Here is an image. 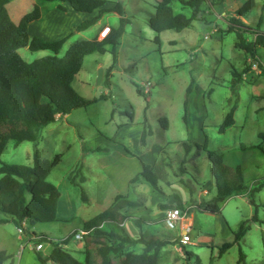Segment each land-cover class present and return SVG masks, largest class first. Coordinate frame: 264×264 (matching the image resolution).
I'll return each instance as SVG.
<instances>
[{"label": "rangeland", "instance_id": "obj_1", "mask_svg": "<svg viewBox=\"0 0 264 264\" xmlns=\"http://www.w3.org/2000/svg\"><path fill=\"white\" fill-rule=\"evenodd\" d=\"M105 1L109 9L116 3L121 5L123 22L121 15L108 11L100 16L99 23L79 31L78 24L88 15L75 12L68 3H61L65 10L57 7L58 2L44 0H9L7 5L11 19L18 22L37 4L41 17L29 25V34L45 40L68 36L57 53L59 57L79 40H100L97 33L103 25L115 30L122 27V33L115 46L105 45V52L86 54L72 81L82 98H96L95 102L43 126L36 147L32 141L17 145L9 141L2 152L3 162L27 165L33 163L35 148L41 159L53 160L59 154L46 179L57 194L37 197L31 208L41 220L34 225L25 221L22 234L17 231L21 225L14 221L0 222V250L8 254L3 264H37V242L43 244L39 252L48 254L50 240L78 232L85 220L107 209L117 195L141 202L142 211L131 215L148 219L141 228L132 218L126 220L124 227L130 236L138 237L141 232L170 241L160 249L157 264H264V186L255 193L254 204L245 195L232 194L219 203L218 213L194 207L216 192L207 151L222 155L231 171L240 165L246 185L256 186L264 180V49H258L256 62L235 45L236 32L226 30L228 19L236 16L238 7L247 0H214L212 6L205 3L204 20H194L191 27L181 31L160 34L148 23L157 0ZM254 1L255 6L241 19L264 30V0ZM172 7L175 12L190 15V9L182 8L177 0ZM156 35L159 44L154 41ZM18 53L27 62L54 55L50 50L28 48H20ZM100 69L102 80L98 83ZM233 71L242 76L235 78ZM142 83H148L147 93ZM235 102L234 124L219 132V125ZM162 119L167 122L165 128ZM205 140L206 150L196 146ZM163 156L171 166L166 168L168 184L160 183L162 192L143 180L130 182L140 177L142 163L152 164ZM181 156L185 173L177 164ZM175 195L193 211L185 214L180 227L168 228L160 205L176 200ZM26 198L30 201L29 195ZM255 214L257 222L252 221ZM6 217L0 211V219ZM243 219L249 220V230L219 253L222 243L233 239ZM188 227L191 243L182 246L178 237ZM32 233L37 237L27 243ZM23 234L27 238L20 239ZM40 234L47 235L49 241L39 240ZM71 237L65 247L82 261L87 236ZM131 248L143 250L141 244Z\"/></svg>", "mask_w": 264, "mask_h": 264}, {"label": "trees", "instance_id": "obj_2", "mask_svg": "<svg viewBox=\"0 0 264 264\" xmlns=\"http://www.w3.org/2000/svg\"><path fill=\"white\" fill-rule=\"evenodd\" d=\"M44 1L58 2L57 7L62 10L65 8L61 3H68L75 12L91 14L97 10L96 16L78 24L76 28L78 31L96 23L100 16L108 11L121 15V23L124 20L123 8L119 3L109 9L105 6V0ZM174 1L157 0L155 12L148 21L157 34L166 30L181 31L191 27L194 20H204L202 5L214 4V0H177L182 8L190 9V15H185L174 11L172 7ZM8 3L9 0H0V156L9 141H13L15 145L23 141H32L36 147L43 126L53 122L57 117L69 114L73 109L86 107L96 101V98H82L73 88L72 81L80 70L86 54L105 52V45L111 43L115 46L117 38L122 33V27L117 30L111 28L110 34L101 40L96 38L79 40L70 45L64 56L59 57L57 53L68 36L54 40H45L36 35L30 36L29 25L40 19V7L35 4L31 11L25 13L18 22H14L7 10ZM254 6V0H247L239 6L235 12L236 16L228 19L229 25L226 30H234L237 35L235 45L258 62V49H264V30L253 28L241 19ZM154 41L160 43L159 35L155 36ZM20 48L33 51L50 50L54 55L27 62L18 53ZM260 67L262 68L261 65ZM262 73L264 74L263 68ZM233 75L235 78H240L242 73L233 71ZM136 89L141 93L140 87ZM189 91L188 88L187 92ZM186 104L187 101L184 103L185 108ZM236 104L235 102L225 115L219 125V132H224L227 127L234 124ZM183 118L186 120V110ZM162 122L165 128L167 122L163 119ZM145 134L141 136V141L144 140ZM183 144L186 146V143ZM195 144L206 150L207 140L203 144ZM124 150L126 154L135 156L127 149ZM207 154L213 166L216 192L209 200L203 199L195 203L194 207L202 211L218 213L219 203L232 194L245 195L249 202L254 204V195L264 186V180L256 186H248L244 182L243 168L240 165L235 166L231 171L223 163L222 155L213 151H207ZM58 161L59 154L53 160L41 159L36 148L32 165L9 164L0 159V211L8 216L1 218L0 222L11 220L21 225L23 221H28L30 225H34L41 220L38 214L31 212V208L37 197L57 194L55 187L46 179ZM184 163L185 160L181 156L177 164L182 173H185ZM170 166L164 156L156 159L152 164L142 163L140 177H134L130 182L143 180L154 190L162 192L160 183L168 184L166 168ZM27 195L30 196V201L27 200ZM175 198L176 200L168 204L160 205L164 212L173 208H178L184 214L193 211L191 207L186 208L182 205L178 195H175ZM142 209L141 202L124 195H117L107 209L83 222L79 231L86 232L87 240L81 252L84 255L82 261L74 257L65 247L71 241V236H75L78 231L58 241L50 240L52 249L48 254H41L35 250L38 264H157L160 249L170 244V241L155 234L146 236L141 232L138 237H132L124 227L125 221L130 218L139 228L148 223V219L141 215H131L133 211H142ZM252 221H258L256 214L252 217ZM249 228V220H241L236 231L233 232V239L222 243L219 253L225 252L232 244L238 242ZM39 240L47 242L49 238L45 234H40ZM139 244L143 246L141 252L131 248ZM185 254L190 257V252L186 251ZM7 259L8 254L0 250V264Z\"/></svg>", "mask_w": 264, "mask_h": 264}, {"label": "built area", "instance_id": "obj_3", "mask_svg": "<svg viewBox=\"0 0 264 264\" xmlns=\"http://www.w3.org/2000/svg\"><path fill=\"white\" fill-rule=\"evenodd\" d=\"M110 31H111V27L106 24V25H103L101 27V29L98 31L97 33V36L101 39V38H104L106 37L107 35L110 34ZM208 36L205 35L204 38H207ZM142 90L143 92L147 93L149 88H148V83L146 84H143L142 83ZM185 217V214L182 213L178 208H173V209H168L164 212V215H163V221H164V224L168 227V228H174L176 227L178 224H179V227L180 225L182 224V220L183 218ZM25 221L22 222L21 226L18 227L17 231L18 233L22 234L24 233V229L22 227V225L24 224ZM188 228H184L182 229L179 237H178V242L182 245H187V244H190V236H189V232H188ZM84 235H86V232L85 231H80L79 233L76 234V236L78 238H82ZM23 238H27V235L23 234L20 236V239H23ZM31 240V238H28L27 239V243ZM43 248V244L42 242H37L35 244V250L36 251H40L42 250Z\"/></svg>", "mask_w": 264, "mask_h": 264}, {"label": "crops", "instance_id": "obj_4", "mask_svg": "<svg viewBox=\"0 0 264 264\" xmlns=\"http://www.w3.org/2000/svg\"><path fill=\"white\" fill-rule=\"evenodd\" d=\"M97 13V10H95V11H93L91 14H87L88 16H85L84 18H83V20H86V19H90V18H92L93 16L92 15H95ZM85 15H86V13H85ZM99 21L100 20H98L97 22L99 23ZM96 22V23H97ZM33 237H36V234L35 233H32V236L31 237H29V238H33ZM41 251V250H40ZM36 252V251H35ZM37 252H39V251H37ZM43 254V253H42ZM35 256H36V254H35ZM37 264H38V262H37Z\"/></svg>", "mask_w": 264, "mask_h": 264}, {"label": "water", "instance_id": "obj_5", "mask_svg": "<svg viewBox=\"0 0 264 264\" xmlns=\"http://www.w3.org/2000/svg\"><path fill=\"white\" fill-rule=\"evenodd\" d=\"M101 80H102V71H101V69H100V70H99V73H98V76H97V81H98V83H100Z\"/></svg>", "mask_w": 264, "mask_h": 264}, {"label": "bare ground", "instance_id": "obj_6", "mask_svg": "<svg viewBox=\"0 0 264 264\" xmlns=\"http://www.w3.org/2000/svg\"><path fill=\"white\" fill-rule=\"evenodd\" d=\"M189 218V216H187Z\"/></svg>", "mask_w": 264, "mask_h": 264}, {"label": "clouds", "instance_id": "obj_7", "mask_svg": "<svg viewBox=\"0 0 264 264\" xmlns=\"http://www.w3.org/2000/svg\"><path fill=\"white\" fill-rule=\"evenodd\" d=\"M101 39H103V38H101ZM101 39H100V40H101Z\"/></svg>", "mask_w": 264, "mask_h": 264}]
</instances>
